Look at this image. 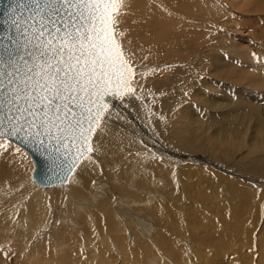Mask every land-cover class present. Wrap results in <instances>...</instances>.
I'll return each mask as SVG.
<instances>
[{
  "label": "rangeland",
  "instance_id": "374dc122",
  "mask_svg": "<svg viewBox=\"0 0 264 264\" xmlns=\"http://www.w3.org/2000/svg\"><path fill=\"white\" fill-rule=\"evenodd\" d=\"M136 1L138 0H126L123 6L122 15L119 17L120 23H119L118 31L123 33V35L120 37L123 48L126 50V53L131 56L132 62L135 68L137 69V72L139 73L136 78L137 83L135 85L138 88V91L132 96H127V97L125 96L126 98L118 97V100L120 102L114 101L115 103L112 102V104L109 107L112 106L115 108V111L117 110L118 113L119 112L121 113V117L116 118V123L117 121L120 122L119 119L121 118L124 119L127 123H129L128 124L130 127L129 130L124 127H120V128L124 130L123 132H125V134L131 136L130 138L132 140H135L136 148L137 146H139L137 149H133L134 151L132 150V152H130V154L132 153L134 154V155L132 154L133 158L131 160L134 161L135 159L137 161L136 163L132 161H129L128 163L126 157H124V159L116 158L114 154H112V152L109 151V146H107L105 142L99 148L94 144L93 145L95 147L91 144L92 147L95 148L97 151H94L93 153H89V155L95 154L97 156V163L101 164V165L97 164V166L100 167L99 169H97V176L103 178V180L101 181H103L102 182L103 184L105 183L104 185L106 187L105 188L104 185L101 184V186L103 185L104 189L100 186V189L97 192V194L100 195L101 198H106L107 196L106 189L111 190L112 188L113 189L112 193L116 192V195H114V197L116 198L109 197L108 203L110 205H108L109 207L105 205V209L108 207L106 210L108 212L109 209L111 210L113 221H119V219L121 220L119 215L122 209H118V205L123 202L122 201L124 199L123 194L125 193V192L123 193V191H127L126 189L127 185L124 182L123 184H120L118 180L127 179L132 174V170L135 168L134 166H136L137 171L139 167H141V169H145V171L146 170L148 171L149 169H147L148 168L147 166L149 164L150 167V162L145 161L146 160L145 158L150 159L152 157H148L146 155L147 153H150V156L152 155V152L153 154L155 152H158L159 154L163 153L164 155L173 158L172 160L174 159L178 160L179 161V163L177 164L178 166H183V164H186L184 166L185 167L184 170L188 169L187 166L189 164L190 169L191 168L193 170L197 169L199 171L198 173L196 170L191 171L190 169H188L190 173L187 171L188 173L186 172V174L183 175L184 178L185 176H188L189 178V180L185 178V180L187 179L185 189L189 191L192 190L191 192H189V196H188L189 199L187 200V202L188 203L190 202L189 204H191L192 206L187 205L188 203H186L185 206L182 207L183 209H185V207L187 206L189 210V211H186L187 209L185 210L186 211L185 214H187V217L186 215H183V220H184L183 223L185 225L193 224L195 225V227L198 226L197 230L200 229L198 231L200 234V232L203 233V227L206 231H208L207 227L202 224L203 223L202 221L205 220L206 222L207 219L210 220L211 219L210 215H211L213 218L216 217L221 223L217 221V219L215 218L216 220L215 226L218 228V230L217 228H215V226L209 225L210 226L208 231L210 232L209 236L215 237L217 236L216 235L217 231L220 234L221 233L220 231L224 230L225 227H227L228 231L231 232V235H229L230 238H233L231 240L234 241L236 240L234 244L232 243L233 246L231 244L232 247H230L229 250H226L225 254L218 253L221 255V259L218 260L215 264H264V233L262 234V231L264 230L263 227L264 226V62H263L264 61V35H263L264 34V0H258L259 2H256V4L255 2L250 1V3L248 2V4H246L244 8L245 10L239 12L234 8L235 0H214L215 5L213 6V9L221 17L219 18V20L210 19V17L207 18L195 17L190 14H187V19L189 23L186 24H188V27L189 25L191 26L193 25V28H195L196 25L195 30L201 32L200 29L202 28V31L205 30L203 32H207V33L205 34L202 32L201 35H199V37L195 36V34H190L189 37L190 39H192V41L190 40L191 43L188 41H184V38H182L183 42L180 44V46L178 45L177 46L180 48V52L182 49L183 51L177 54H173V52L171 53L170 51L168 53L165 52L164 47L162 45L164 39L175 35L169 28H165L166 30H168V35L164 38H159L156 36V34H149L148 32H146L145 33L146 40L143 42L141 40L140 41L138 40L139 38L138 35L133 33L129 23H131V21H132L131 24H133V22H136V25L137 24L139 25L140 23L143 24L144 22L148 23L153 21L155 17L152 14L150 8L147 6L145 0H143V4L139 3L138 6H136L135 3ZM150 1L153 2L154 4H157L156 0H150ZM162 2H163V6L170 9V4H167V0L166 1L162 0ZM224 3L225 4L227 3V5H225ZM126 17H128V19ZM158 17L161 18V15H159ZM230 20L231 21L234 20V22L232 21L233 22L232 23ZM188 21H184V22H188ZM195 22L197 23L195 24ZM257 29L259 30V32ZM157 31L159 32L161 30L157 29ZM197 37L199 39H197ZM203 41L211 42V46H209L210 43H206L205 45ZM207 44H209L208 48H207ZM208 53H210V55ZM201 56L203 58L207 56L208 58L206 57L207 60L205 59L203 60ZM197 61L202 62L203 64L202 63L197 64ZM188 63L192 65L190 66L191 69ZM184 67H186V70H184L186 74H184L183 72L179 74L183 69H185ZM187 68H189L188 70L190 71H188ZM189 75H191V77ZM192 76L195 77H193L192 79ZM211 86L213 88H210ZM182 92L184 96H182V98L180 99L178 98L181 106L179 104L176 106L174 117H172L169 113H166L167 111L166 108H164V105L166 103L169 104L171 99L176 97V95L178 97V95L181 94ZM128 97H132V99L130 101H126ZM252 102H254V105L258 108L254 106H250L249 104H251ZM229 104L231 105V108L230 106H228ZM251 105H253V103ZM234 107H236V109ZM223 108L224 111H221L223 110ZM225 108H228L229 110L225 111L226 110ZM256 109L260 110L259 115H258L259 110L254 111ZM255 113L257 115H255ZM227 115L228 117L231 116L229 117V120L224 119V118H228ZM232 117H234V120L232 119ZM157 122H160V124L161 123L165 124V126H167L168 129L163 128L164 129L163 130L159 128L157 126ZM103 125L105 126L107 125L108 127H105ZM112 125L113 124H108V121L106 119H103L99 127V130L101 129L104 131H108L109 127H111ZM169 132L176 133L177 139L174 140L171 137L168 138L167 136H170ZM167 133L169 135H167ZM187 138L191 143L190 145L186 143ZM13 145H15L16 147L18 146L14 143ZM20 149L27 157L26 169L25 172L23 173V176L30 175L29 177L31 178V182H35L34 180L32 181V171L34 167L33 161L29 156V154L24 149H22L21 147ZM210 150L213 151L211 152ZM177 153L179 155H177ZM143 154H145L146 156ZM142 155L145 157L144 159L142 158L143 157ZM241 156L243 159H241ZM253 160H255V162L258 165H256V163H254ZM259 160L262 162H260ZM114 161H116V163ZM191 164L194 166V168ZM105 171L107 174L105 173ZM120 171H123L122 173L125 176L122 173H120ZM141 171L144 172L143 170ZM148 172H150L151 174L154 173L151 172L150 170ZM189 175H191L192 177H190ZM204 180L206 181L209 180V182H207L208 184H206ZM188 181L191 183H188ZM222 181H224V185H225L224 191L222 190L224 185H219V183ZM124 184L126 185V188L124 187L125 186ZM189 184L196 185V188L193 185L192 187ZM201 185H203L204 187ZM121 186L125 190L121 188ZM131 186L132 185L130 183L128 185V188L132 190L136 189V186H133L134 188ZM191 187L194 189H192ZM35 188L36 186L33 187V191H36L37 188L36 189ZM63 188L64 189L66 188V192ZM77 188L79 189V184ZM209 188L212 189V191H214V195L220 196L219 198L221 201L220 200L218 201L219 198L215 199L213 197V194H211ZM71 189L72 187L69 188L68 182L60 186L56 185L51 187H43L42 191L44 192L42 193L45 194L46 197L48 198L47 199L48 206L47 208L45 206V210L46 209L53 210L54 214L56 215L57 212L60 215L64 214L62 212H64L65 210H66L65 212H69L68 206H70V204L68 200H71L72 197L68 191H71ZM151 189H153L152 184H151ZM195 189L196 191H194ZM218 189L219 191H217ZM21 190L25 192L21 193ZM60 190L62 191L60 192ZM19 191H20L18 192L19 195L25 193L27 194L28 192V191L26 192V190L24 189H20ZM150 191L151 190H149V193ZM158 191L160 193V191L162 192L163 189L159 188ZM158 191L156 190L155 193H150L151 194L150 201H152L154 204L151 202V203L143 204L142 207L135 206L133 210H136V208L141 209L143 207H147L148 210H150L157 204L156 199L157 201L160 200H162L163 202L166 201V197L163 196L162 193H160L163 197L162 198L161 195L158 193ZM180 191L181 190H177L178 194ZM241 191L242 192L246 191L248 193L244 194ZM252 191L255 192V193L253 192L254 197H252L253 196ZM103 192L106 193V196L104 195L105 193ZM236 192L238 193L241 192V193L238 194ZM61 193L63 195H61ZM120 193L123 194L120 196ZM156 193H158L159 195ZM165 195L167 196L168 199L167 202H169L170 201L169 195L167 194ZM245 196L249 198H246ZM137 197L139 200L141 199L140 196H136L135 198ZM242 199L245 200L246 202L243 201ZM248 200L251 201L248 202ZM158 204L159 206H161L160 202ZM194 205L197 206L195 207ZM246 205H248V207ZM242 206L244 207L242 208ZM194 207L196 209L197 207L201 208L202 210L204 209L205 211L202 212V210L198 208L202 212V214L205 213L203 216H205L206 214L208 215H206V217L203 218L202 214L199 211L198 213H196L198 209L196 210L194 209ZM158 208L159 210L161 208L164 211L162 207H158ZM222 211H224L225 213ZM141 212H142L141 216L145 217L144 216L145 210L142 209ZM177 212L180 213V208H177ZM190 212L192 213L194 212L195 214L191 215L192 213ZM46 213L48 214L49 211L46 210ZM46 213H45L46 216L42 215V218H40L41 222L39 220L40 225L42 226L45 225L44 222L46 221V219H48L49 221L51 220ZM236 213L238 214V217L235 216L234 217L239 222L236 221L234 217H232V215H235ZM198 214H201L202 217ZM221 214H223L222 216L225 217L224 219L221 216ZM10 216L11 214L8 217L10 218ZM192 216H194L195 219H193ZM105 217L101 219L103 221L104 227L108 223L110 224V219L108 218V216L107 218ZM198 217L201 218L202 220L197 219ZM230 218L235 222L230 221L231 220ZM10 220L12 221V223L15 221L12 219V217L10 218ZM224 220H227L228 222ZM2 221L3 224L0 223V227H1L0 234L3 235V240H5L6 242L3 245L6 246V249L3 250L1 248L0 250L1 253L0 264H57L58 263L57 262L58 259L53 253L55 250L54 248L56 246V244H54V241L52 242V240L45 238L47 241L43 240L39 243V240L42 239L40 238L41 237L40 232L42 231L40 230V228L36 229V231L38 232L35 231V233L33 232L31 235L25 233L23 234V235H30L27 241L28 243H30L28 246L29 248L35 242L39 243V245L43 246L44 248L42 255L38 253V255H36L37 257L35 256L36 258L33 257L32 259L30 254L27 255L26 252H23L25 249H29V248L16 246L17 243L12 240V236L14 235L15 232L13 231L11 232V230L7 226H5L6 220H2ZM153 221L155 220L152 218V220H150V224L152 222L151 226L154 227ZM39 222L36 224L37 227L39 225ZM207 224L210 223H208L207 221ZM247 226H249L250 229L255 228L254 230H256L251 232L252 239L251 237H249ZM94 229L96 230L97 227H95ZM211 229H213V231L214 229H216V232L214 231L215 232L214 236H213L214 232ZM95 232L98 233V229ZM211 232H213V234ZM130 233L132 232L130 231ZM234 235L236 236L234 237ZM259 236H262V238H260ZM248 238L249 240L251 239L252 242L250 241L248 242ZM201 244L204 245V248H206L207 251H210L211 256L217 253L214 252L216 250L212 243L201 242ZM13 248L15 250H13ZM62 248H66V247L63 246ZM58 249L60 248L58 247ZM8 251H10L11 254ZM71 251L72 250L69 248L66 252H63L61 255H63V257H65L67 260L70 253H75ZM186 252L188 253L189 251L187 250ZM47 254L49 255L47 256ZM105 257L106 259L108 258V256ZM73 259L75 258H71L70 260L72 261ZM108 261L110 262L113 261L114 263V258L111 259L108 258ZM115 261H116L115 264H123L121 258ZM127 263L130 264L129 262ZM80 264H84L83 258ZM92 264H96V263L94 262ZM103 264L105 263L103 262Z\"/></svg>",
  "mask_w": 264,
  "mask_h": 264
},
{
  "label": "bare ground",
  "instance_id": "6f19581e",
  "mask_svg": "<svg viewBox=\"0 0 264 264\" xmlns=\"http://www.w3.org/2000/svg\"><path fill=\"white\" fill-rule=\"evenodd\" d=\"M145 1H146L147 6L150 8L152 14L154 15L155 19L151 22H148V23L144 22L143 24L140 23V22H142V21H140L139 22L140 24L136 25V22H133V24H131L132 23L131 20L133 18L132 17L130 20L131 23H129V25H130L133 33L138 35V37H139V38L137 37L138 40L139 41L141 40L142 42L146 40V37H145L146 32H148L149 34H156V36L159 38H164L168 35V30H166L165 28H169L175 35L167 37L162 42L164 50L167 53L169 51L171 53L173 52V54L181 53L183 51V49L180 52V48L178 46H180V44L183 42L182 38H184V41L190 42V40L192 41V39H190V37H189L190 34H195V36L199 37V35H201V33L203 31H205V30L202 31V28H201L200 29L201 32H198L197 30H195L196 25H195V28H193V25L192 26L189 25V27H188V24H186V23H189V21L187 19V14H190V15L195 16V17H206V18L210 17V19H214V20L215 19L219 20V18H221L218 15V13L215 12L213 9V6L215 5L214 0H167V4H170V9L163 6L162 0H159V1L156 0L157 4H154L150 0H149L150 2L147 0H145ZM236 1L237 0L234 1V8L236 10H238V12L244 11L246 4H248V2L250 3V1L255 2V4H256V2H259L258 0L257 1L256 0L255 1H253V0H240L237 2ZM135 3H136V6H138L139 3L143 4V0H138ZM225 5H227V3ZM232 8H233V5H232ZM254 10H256V9H254ZM254 10H252V11H254ZM159 15H161V18L158 17ZM126 18L128 19V17H126ZM234 20H232V21L234 22ZM184 21H188V22H184ZM223 21H224V19H223ZM196 23L197 22H195V24ZM129 25H128V27H129ZM157 29H159L161 31L158 32ZM258 32H259V30H258ZM203 33L206 34L207 32H203ZM192 37H194V36H192ZM198 37H197V39H199ZM205 37H207V36H205ZM141 38L144 40H142ZM199 41H201V40H199ZM209 41H207V42L203 41L205 43V45H206V43H210V45L207 44V48H208V45L211 46V42H209ZM197 42H198V40H197ZM201 51H203V50H201ZM207 52H208V50H207ZM199 53H201V52H199ZM208 54L210 55V53H208ZM208 54H207V56H208ZM178 55H180V54H178ZM172 56H174V55H172ZM206 57H204V58L202 57L203 60L204 59L207 60ZM181 59H183V58H181ZM203 60H202V62H203ZM198 61H197V64L202 63V62H198ZM190 66H192V65L189 64V67ZM184 68L185 69H183L179 74H181L182 72L184 74H186L184 72V70H186V67H184ZM188 69L189 68H187V70ZM190 69H191V67H190ZM188 71H190V70H188ZM189 76L191 77V75H189ZM193 77H195V76H192V79H193ZM210 88H213V87L211 86ZM181 94H179L178 97L176 95V97L171 99L169 104L165 102L167 104V105L165 104L166 107L164 105V108H166V111H167L166 113H169L172 117H174V112L176 110L175 109L176 106L178 104L180 105L179 99L182 98V96H184L183 92ZM131 99H132V97H128L126 99V101H130ZM166 99H168V98H166ZM115 101H119L118 98L115 99ZM219 101H220V99H219ZM113 103H115V102H113ZM252 103H253V105H251ZM252 103L249 105L256 107L254 105V102H252ZM241 104H243V103H241ZM228 106H230V108H231L230 104ZM226 107H227V105H226ZM232 107H233V104H232ZM234 108L236 109V107H234ZM256 108H258V107H256ZM225 109H226L225 111L229 110L228 108H225ZM182 110H183V108H182ZM257 110H259V109H256L254 111H257ZM221 111H224V108ZM147 112H148V109H147ZM259 114H260V110H259L258 115ZM228 115H227V117H228ZM255 115H257V114L255 113ZM117 117L120 118L121 113L120 112L118 113L117 110L115 111L114 107H112V106L109 107L106 110V112L104 113L103 119H106L108 121V124H113V125L111 127H109L108 131H104L101 129L99 130V128H98L96 130V132L93 134L91 144L92 145L94 144L95 146H97L99 148L105 142V144L107 146H109V151H111L112 154H114V156L116 158H119V159L123 158L124 159V157H126V160L128 161V163H129V161L136 163L137 160H135V159H134V161L131 160L133 158V156H132L133 153L130 154V152H132L133 149H137L139 146H137V148H136L135 147V145H136L135 140H132L130 138L131 136L125 134V132H123L124 130L120 128V127H124V128L129 130V128H130L128 125L129 123H127L122 118L119 119L120 122L117 121V123H116ZM223 117H221V118H223ZM229 117H231V116H229ZM229 117L224 118V119L229 120ZM232 119L234 120V117H232ZM257 121H259V120H257ZM103 126H105V125H103ZM157 126L161 129H163V128L168 129L167 126H165V124H163V123L160 124V122H157ZM105 127H108V126L106 125ZM227 130H230V129H227ZM169 133H170V136H167L168 138L171 137L174 140L177 139L176 133H174V132H169ZM167 135H169V134L167 133ZM186 140H187L186 143L190 145L191 143L188 140V138ZM8 141H10V140H7L5 138H0V145H4V147H0V223L3 222L2 220H6L5 226H7L11 230V232L12 231L15 232L14 235L12 236V240L17 243L16 244L17 247L29 248L28 246L30 243L27 242L29 239L28 237L33 232L35 233L36 229L40 228V230H42L40 232L41 233L40 238H42V239L39 240V243L43 240L45 241L46 240L45 238H48V239L52 240V242L54 241V244H56V246L54 248L55 250L53 253L55 254L56 258L58 259L57 264H80L82 258L84 259V264H87V263L92 264L94 262L96 264H103V262L105 264H115V262H116L115 260H117L119 258L122 259L123 264H125L127 262H129L130 264L131 263L132 264H215L218 260L221 259L220 254H225L226 250H229L230 247H232L234 242L236 241V240L235 241L231 240L233 238H230L229 235H231V232L228 231L227 227H225L224 230L220 231L221 232L220 234L217 231V234H216L217 236H215V237L209 236L210 232H208V231H209L210 226L216 225V220H215L216 217L213 218L210 214L209 215H210L211 219L210 220L207 219L208 223H210V224H207V221L205 222V220L202 221L203 222L202 224L204 226H206L208 229V231H206L203 227V233L200 232V234H199L198 231L200 229L197 230L198 226L195 227V225H193V224L185 225L183 223L184 222L183 215H186V217H187V214H185V212L189 211V210H188L187 206L185 207V209H183L182 207L185 206L186 203H188L187 200L189 199L188 198L189 192L192 191V190L189 191V190L185 189L186 180L187 179L189 180V178H188V176H185V178H187L185 180V178L183 176L186 174L187 171L189 172V170H188V169H190L189 164L187 166L188 169L184 170L185 169L184 166L186 164H183V166H178L177 165L179 163L178 160L174 159L175 160L174 161V160H172L173 158H170L169 156H166L163 153L159 154L158 152H155L153 154V152H152V155L150 156V153L146 152L147 153L146 155L148 157H152L150 159L145 158L143 156L145 154H143L142 158L143 159L145 158L146 159L145 161L150 162V167L148 164L147 169H149L151 172H154V173L151 174L150 172H148L149 170L145 171V169H141V167H139L138 171H137L136 166H134L135 168L132 170V174L128 178L126 177L127 179L118 180V182H120V184H123V182H124L127 185V188H126L125 184H124L125 186L122 185L127 189V191H123L121 189L123 191V193L125 192L124 194L120 193V196L123 194L124 199L122 200L123 201L122 203H120L118 201L120 203L118 205V209H122V211L118 210V211H120L119 217L121 218V220L119 219V221H113L111 210L109 209V212H108L106 209L109 207L108 205H110L108 203L109 197L110 198H116V197H114V195H116V192L112 193L113 189L110 187L111 190L106 189L107 190L106 191L107 196H106V193L103 192V193H105L104 195L106 196V198H101V196L97 194V192L100 189L101 184H103L102 183L103 181H101V180H103V178H101L100 176L99 177L97 176V169L100 168L97 166V164H100V163H97V156L95 154L89 155V153H88L86 155V157L84 159H82L81 162L78 164V166L76 167V169L74 170V172L72 173L71 177L68 180L69 188L72 187L71 191H68L70 193L72 199L70 198L71 200H68L69 204H70V206H68L69 212H65L66 210L65 211L63 210L64 212H62V213H64V214H61L62 215L61 216L58 212H57V215L54 214L53 210L46 209L47 211H49L48 214L46 213L45 206L47 208V206H48V200L47 199L48 198L46 197L45 194L42 193V192H44V191H42L43 187H40L35 182H31V178L29 177L30 175L29 176H27V175L23 176V173L25 172V169H26L27 157L22 152L19 145H18L19 147L18 146L16 147L15 145H13L12 141H10V142H8ZM180 141H181V139H180ZM16 149H20V151H17ZM94 151H97V150L94 148ZM135 151H137V150H135ZM177 155H179V154L177 153ZM137 156H139V155H137ZM129 157H130V159H129ZM241 159H243L242 156H241ZM253 161H254V163H256L255 160H253ZM114 162L116 163V161H114ZM260 162H262V161H260ZM28 164H29V162H28ZM108 164H109V162H108ZM256 165H258V164L256 163ZM111 166H112V164H111ZM193 168H194V166H193ZM141 170H143L144 172H142ZM190 170L191 171L196 170L199 173V171L197 169L193 170L191 168ZM122 172L123 171H120V173H122ZM105 173H106V171H105ZM103 175H105V174H103ZM126 176H127V173H126ZM189 176L192 177L191 175H189ZM198 178H199V176H198ZM32 181H33V179H32ZM204 181L206 184H208L207 182H209V180H207V181L204 180ZM130 183L132 185L131 187L136 186L135 190L128 188V185ZM188 183H191V182L188 181ZM32 184H33V187L36 186V188H37V189L35 188L36 191H33ZM78 184H79V189L77 188ZM151 184H152L153 189H151ZM103 185L101 187L104 189L105 185H104V187H103ZM189 185H191V184H189ZM219 185H224V181L220 182ZM58 186H60V185H58ZM117 186H119V185H117ZM122 186H121V188H123ZM193 186L196 188V185H193ZM201 186H203V185H201ZM177 187H179L180 189ZM214 187H215V184H214ZM224 187H225V185L223 186V189H222L223 191H224ZM19 188L26 190V192L28 191L27 194L25 193V194L19 195V193H18V192H20ZM159 188L163 189V191L162 192L160 191V193H162V195L166 197V201H164V202L162 200L157 201V199L155 198L156 196L154 195L155 196L154 198L156 199L157 204L153 208L148 210L147 207H143L141 209L136 208V210H133V208L135 206L142 207L143 204L151 203L152 201H150L151 200V196H150L151 194L150 193H155L156 190L158 191ZM103 189H101V190H103ZM115 189H114V191H115ZM192 189H194V188H192ZM212 189L209 188V190L211 191V194H213V197L215 199H218L220 196L214 195V191H212ZM230 189H231V187H230ZM64 190L66 192V188ZM149 190H151L150 193H149ZM177 190H181L179 192V194H178ZM61 191L62 190H60V192ZM194 191H196V189ZM217 191H219V189ZM236 191H237V189H236ZM22 192L23 191L21 190V193ZM253 192L254 191H252V193ZM62 193H61V195H63ZM158 193H159V191H158ZM158 193H156V194H158ZM192 193H194V192H192ZM236 193H238V192H236ZM240 193H238V194H240ZM242 193L247 194L248 192L245 191ZM254 193H253L252 197H254ZM165 194L169 195V197H170L169 202H167L168 199H167V196ZM228 194H229V191H228ZM162 195H161V197H162ZM136 196H140L141 199L139 200L138 197L135 198ZM248 196H250V195H248ZM142 197H144V198H142ZM118 198H119V196H118ZM246 198H249V197H246ZM147 200H149V201H147ZM219 200H220V198L218 199V201ZM65 201H67V200H65ZM140 201H143V202H140ZM243 201H245V200H243ZM250 201L248 200V202H250ZM159 202L161 203L160 204L161 206H159V204H158ZM189 203L187 205L192 206ZM244 204H246V203H244ZM105 205L108 206V207L106 206L107 207L106 209H105ZM248 205H246V206L248 207ZM158 207H162L164 209V211L161 208L159 210ZM195 207H194V209H196ZM199 207H197V209ZM227 207H225V208H227ZM243 207L244 206H242V208ZM177 208H180V213L177 212ZM142 209L145 210V212H144L145 217L141 216L142 212H143V211L141 212ZM199 209L202 210L201 208H199ZM199 209L196 211V213H198V211H199L202 214V212L205 211L203 209L201 212ZM125 210H127V211H125ZM249 210H250V208H249ZM222 212H224V211H222ZM45 213L47 214V216L51 220L49 221L45 217V219H46V221L44 222L45 225L42 226V225H40V222H41L40 218H42V215H45ZM83 213H85V214H83ZM190 213H192V212H190ZM237 213L235 215H232V217H234V216L238 217ZM10 214H11L10 218L12 217V219L15 220L13 223L10 220V218L8 217ZM193 214H195V213L193 212L191 215H193ZM201 214H198V215L201 216ZM204 214L205 213H203L202 216ZM146 215H148V216H146ZM206 215H208V214H206ZM206 215L203 216V218L206 217ZM222 215L223 214H221V216ZM102 216L103 217L106 216L105 218H107V216H108V218L110 219V224L107 222L108 224L105 227L103 226V221L101 220V219H103ZM194 216H192L193 219H195ZM149 217H151V218H149ZM196 217H197V215H196ZM152 218L155 220V221H153L154 227L151 226L152 222L150 224V220H152ZM224 218L225 217H223V219ZM197 219H201V218L198 217ZM219 219H222V218H219ZM39 220H40V222H39ZM227 220H229V219H227ZM227 220H224V221H227ZM235 220H236V218H235ZM42 221H44V220H42ZM217 221H219V220L217 219ZM230 221H233V220L231 219ZM236 221H238V220H236ZM38 222H39V225L37 227L36 224ZM204 222H205V224H207L208 226L210 225V226L208 227L207 225L204 224ZM233 222H235V221H233ZM224 224H225V222H224ZM196 225H198V224H196ZM222 225H223V223H222ZM222 225H221V227H222ZM247 225H248V223H247ZM95 227H97L98 233L95 232L97 230V229L96 230L94 229ZM247 227H248L249 237H251V234H252L251 232L256 231V230H254L255 228L250 229L249 226H247ZM215 228H217V227L215 226ZM4 230H7V229H4ZM211 230L213 231V229H211ZM217 230H218V228H217ZM239 230H240V228H239ZM130 231L132 233H130ZM135 231H136V233H135ZM205 231L207 234L205 233ZM214 231L216 232V229H214ZM36 232H38V231H36ZM213 232H211V233L213 234ZM215 232H214L213 236L215 235ZM24 233L30 234V235H23ZM263 233H264V230L262 231V234ZM135 234H136V237H135ZM235 236L236 235H234V237ZM259 237L262 238V236H259ZM251 239H252V237H251ZM251 239L249 240V238H248V242L249 241L252 242ZM129 241H130V243H129ZM260 241H258V242H260ZM201 242L212 243L215 250H216L214 252H217V253H215L211 256L210 251H207L206 248H204V245L201 244ZM5 243L6 242H5V240H3V235L0 234V245H1L0 250H1V248L3 250L6 249V246H3ZM39 243L35 242L34 243L35 245L32 244L29 249H25L23 252H26L27 255L30 254L32 259L36 255H38V253L40 255H42L44 248H43V246H40ZM215 243H216V245H215ZM231 244H232V246H231ZM44 246H45V244H44ZM63 246H65L66 248H62ZM58 247L60 249H58ZM69 248L75 253H70V255L68 256L69 260L68 259L66 260V258L63 257V255H61V254L63 252H66ZM13 250H15V249L13 248ZM187 250L189 251L188 253L186 252ZM242 250H243V248H242ZM8 252H10V251H8ZM234 252H235V250H234ZM218 253H220V254H218ZM10 254H11V252H10ZM49 254H47V256ZM105 256H108L109 259L114 258V263H113V261H111V262L108 261V258L106 259ZM71 258H75V259H73L71 261L70 260Z\"/></svg>",
  "mask_w": 264,
  "mask_h": 264
},
{
  "label": "snow or ice",
  "instance_id": "6c2138e0",
  "mask_svg": "<svg viewBox=\"0 0 264 264\" xmlns=\"http://www.w3.org/2000/svg\"><path fill=\"white\" fill-rule=\"evenodd\" d=\"M125 2L14 0L0 34V138L46 144L69 172L94 152L105 98L138 91L118 31Z\"/></svg>",
  "mask_w": 264,
  "mask_h": 264
},
{
  "label": "water",
  "instance_id": "95a60500",
  "mask_svg": "<svg viewBox=\"0 0 264 264\" xmlns=\"http://www.w3.org/2000/svg\"><path fill=\"white\" fill-rule=\"evenodd\" d=\"M11 7H14V0H0V34H6V30L11 31L12 17L15 15V13L10 11ZM116 98L118 97L105 98L107 109ZM10 141L22 147L29 154L34 164L32 179L41 187L67 183L76 169L75 167L71 172L67 171V166L63 164L59 153L49 149L46 144L41 145L34 141L22 142L15 137H12Z\"/></svg>",
  "mask_w": 264,
  "mask_h": 264
}]
</instances>
